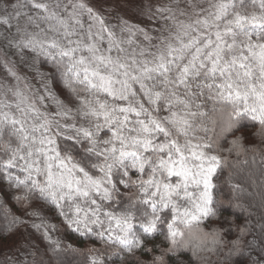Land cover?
Returning a JSON list of instances; mask_svg holds the SVG:
<instances>
[{
    "label": "trees",
    "instance_id": "obj_1",
    "mask_svg": "<svg viewBox=\"0 0 264 264\" xmlns=\"http://www.w3.org/2000/svg\"><path fill=\"white\" fill-rule=\"evenodd\" d=\"M33 3L32 0H23L21 11L29 17L30 28L35 35L32 38L39 35V30L44 37L39 38L40 42L22 39L20 48L30 54L35 63L30 73L31 79L37 83L46 106L38 109L39 113L52 120L72 123L68 117H61L57 114L64 111L71 115L81 107V100L99 99L117 106H127V101H117L104 93L89 90L85 83H80L84 77V66H77L80 74L74 77L69 72L72 61L67 57H62L59 54L60 49L49 47L52 41H56L62 49L77 48L79 45L80 50L74 53V57L85 58L90 67L95 68L96 64L91 61V54L85 50L86 45L94 43L87 42L82 35L77 41V35H75L78 31L75 27L79 28L80 23H87L85 15L87 13L81 12L76 15L70 10L72 14H75L72 15L67 11V16L73 17L76 21L71 25H67V21L61 24L59 21L63 20L62 16L57 13L49 16L48 11L42 12L33 7ZM230 3L228 19H231L232 14L235 13L245 17L264 15V7H262L264 0H230ZM110 15L112 16V14L107 15L109 19H111ZM89 18L91 19V16ZM99 26L101 27L100 23ZM91 29L92 25L88 27V30ZM66 32L68 35L65 34ZM4 33L5 30L0 35ZM105 35L100 37L104 44L100 48L97 47V54L124 63L115 51L119 42L118 37H116V43L110 45L111 51H109V39L105 38ZM238 39H243V37H238ZM251 40L253 43H264V39L257 41L255 34L252 35ZM148 43H145L146 47ZM186 62L187 59L183 61V63ZM100 71L101 74H107L108 70L100 66ZM253 72L252 81L258 84V68L254 66ZM121 78L118 75L114 76L117 80ZM219 79L217 77V82ZM202 80L203 77H200L199 80L192 82L193 86L190 90L192 93H199L198 96H192L191 111L196 112L195 105H199V111L203 113L202 116L194 117V120L205 131L210 129L211 133L217 136L219 143L226 142L225 151L231 152V159L218 173L220 179L217 187L213 189L218 209L217 222L220 226L213 231L220 241V246L214 254L209 253L206 259L208 264H264V156L260 152V143H246L242 137L233 136L237 124L243 119L254 123L257 140H264V125H261L258 119L252 121L254 113L244 116L241 112L240 116L233 114V124L229 127L225 121L224 112L225 110L230 111L232 104L222 102L217 98H210V95L214 97L215 94H210L208 89H203L201 92L196 85ZM130 83L132 90L136 92V98L150 111L154 110V116L169 115L163 102L156 106L149 105L139 85L131 81ZM145 84L147 87L155 85L156 90L164 91L163 85L156 81H145ZM114 87L119 88L120 85L115 84ZM177 91L181 98H185L183 87ZM16 105L11 102L0 103V264H138L137 257L152 259L142 249H134L133 253H129L125 245L109 240V232L105 231L107 222L103 225H91V231L82 226L77 229L75 225H70L62 215V208L57 207L51 197L41 195L38 189L31 187V181L26 179L28 173L22 167L26 162L20 159L25 155L24 149L21 148V141L29 133L19 132L18 129L30 124L35 113L29 111L31 107L24 106L23 108L20 104L19 107ZM177 107L182 108L179 105ZM5 115L7 120H5ZM13 119L21 123L14 125L11 123ZM76 119L79 126L81 122L78 117ZM130 119L134 121L135 117L130 115ZM141 119L147 118L142 116ZM203 134L201 132V135ZM34 135L39 136V133ZM44 135L47 137L48 133ZM110 135L107 129L101 132L104 138ZM230 136L232 138L227 139ZM54 138L58 145L62 142L72 143V141H65L63 137ZM51 147L52 145H48L45 150ZM17 152L19 155H16L14 165L10 168L6 167L7 161L12 159L13 154ZM213 180H216V176ZM21 181L23 183H20ZM118 186L122 191L124 190L122 185ZM88 211L91 212L90 209ZM165 215L170 223L172 214L166 211ZM101 219H103L102 215ZM206 220L207 218L205 222ZM112 229L115 235L114 222ZM137 231L142 232L140 229ZM101 232L103 235H100ZM165 234L168 235L166 225L157 222V231L151 236L143 234L142 240L159 243L160 248L154 251L157 255H162L168 264H175L178 256L186 260L191 259L195 264V259L189 251L173 249L167 253L163 252L164 248L172 249V240L169 237L165 239Z\"/></svg>",
    "mask_w": 264,
    "mask_h": 264
},
{
    "label": "snow or ice",
    "instance_id": "obj_2",
    "mask_svg": "<svg viewBox=\"0 0 264 264\" xmlns=\"http://www.w3.org/2000/svg\"><path fill=\"white\" fill-rule=\"evenodd\" d=\"M33 7L40 9L42 12H47V5L43 3H33ZM83 8L84 5H79ZM215 11L211 12L204 19L198 20L197 23L205 30L215 29L214 32L209 34V37L203 41L199 37H192L186 42L184 37L189 36L187 29L191 28V25L183 26L184 31L181 35L177 36L178 46L168 43L164 49L153 57L151 61H141L140 66H137L135 60L132 61V66L127 63H121L118 60H113L111 57L98 55L97 46L95 44H88L85 46V50L91 54V61L96 64L95 68H91L85 58H75L74 53L80 50V46L77 48L62 49L56 41L49 43L50 48L60 49L59 54L62 57L69 58L72 61L69 72L74 77H78L80 72L77 66H84V77L80 83H85L89 90H95L96 92L104 93L108 97L114 98L117 101H127V106H117L110 104L107 101H101L99 99H86L81 100V111L84 115L92 120L98 121L95 128L96 131L103 127L111 128V136L113 140L119 139L121 148L119 150V158L131 156L135 160V164L141 169L144 167V163L136 151H126L128 147V141L125 140L121 134V130L133 122L130 119V115L135 117V124L138 126L139 135L134 137L131 141L133 147L136 144H140L141 147L147 151L151 150L153 134L159 133L167 135V130L162 123L152 117L149 108H146L139 99L136 98V92L132 90L131 82L139 85L140 90L143 92L144 98L148 101L149 105L156 106L158 103L163 102L164 105L171 109L176 105L182 106L186 110H190L191 103L185 98H181L177 93L178 89L183 87L185 93L189 96L192 95L190 91L192 88V82L199 80L203 77L196 86L201 89H208L209 93H214L215 98L222 102L231 103L237 106L236 115H240L239 104L243 102L244 111L254 113V118L258 119L261 124H264V43H253L251 37L256 35L257 41L264 39V15L245 17L239 13L232 14V18L228 19L230 15L231 3L230 0H218L213 5ZM264 7V4H262ZM91 14V9H88ZM55 18V17H50ZM7 22L6 20L4 21ZM79 21H77L78 23ZM63 24V21H59ZM101 27L103 21H99ZM103 31H107L103 29ZM196 31V29H192ZM68 35V33H65ZM111 35V34H110ZM214 35L215 39H211ZM243 37V39H238ZM147 39V37H145ZM118 47V45H117ZM111 51V47L109 48ZM190 57V58H189ZM187 59L186 63L183 61ZM179 62V63H178ZM100 66L107 69V74H101ZM259 70V84L260 91L256 90V86L250 83L254 75L253 67ZM120 76L121 79H114V76ZM219 77V82H217ZM145 81H156L163 85L164 91L156 90L155 85L153 87H147ZM247 83V90L241 91V86ZM115 84H119L120 87H114ZM257 102V106H249V96ZM210 98H213L210 95ZM29 111L35 113L37 117L42 114L35 109L30 108ZM59 115L66 117L67 112L61 111ZM187 115L195 116L194 112L187 111L185 115H180L176 111H171L168 123L173 125L177 131L186 132L190 127V122L186 118ZM203 115V113H201ZM144 116L147 119H141ZM5 120L7 116L5 115ZM102 121V123L100 122ZM12 124L21 123L13 119ZM50 121L44 118L38 126H34V131L44 129L47 131V125ZM19 132H25V128L22 126L18 129ZM80 135L92 140L94 133L91 128H83L79 130ZM23 139H27L25 135ZM40 143L43 147V151L47 156L48 151H53L52 148L45 150L46 146L55 143L54 139L49 137H42ZM107 144L108 141H105ZM168 145H160L159 150L164 151ZM171 147L177 153L179 159L168 161H160V166L166 168L169 176H179L185 181L191 175V167L185 163V157L183 156L181 149L176 146L175 142ZM190 159H196L201 161L197 175L202 176L205 191L201 193L199 202H194L192 209L178 210L174 204H172L173 215L172 220L168 223V237L175 243V237L179 235L175 225L179 223L185 226L197 223L201 216H207L211 209L207 207L211 203V176L215 172L216 166L219 161L216 157H205L204 153L199 150L198 145H189ZM117 149L113 146L109 149L110 153L115 154ZM31 155V153H29ZM16 154H13V158L9 159L6 163V167H12L15 163ZM20 159H24L23 156ZM59 167L66 168V165L61 161ZM31 167V165H29ZM109 167H111L109 165ZM199 182V181H196ZM20 183H23L21 181ZM49 186L53 183L64 184V178L61 177L58 180L52 178L49 171ZM145 183L152 184V180H148ZM79 181H77V185ZM85 184L92 188V190L99 192L101 190V182L99 180H93L90 177L85 176ZM70 191H75L81 196H87V187L81 190L78 186L73 188L71 181L66 185ZM185 188L187 184L185 183ZM176 187H179L177 185ZM161 188V201L162 207L167 208L171 203V197L174 195L176 189L171 185L156 184L157 191ZM43 192L44 189H41ZM53 202L55 201V193L51 194ZM109 193L105 190L104 196L107 197ZM156 195V192L153 193ZM148 203V201H145ZM57 207H60L59 203H56ZM152 211H156V204L152 203ZM79 212V209L76 210ZM118 228L122 227L123 231L127 233L130 225L126 221H122L117 218L115 220ZM156 228V219L149 220L143 227L145 233H151ZM122 245L128 246L131 241L124 238H120Z\"/></svg>",
    "mask_w": 264,
    "mask_h": 264
},
{
    "label": "clouds",
    "instance_id": "obj_3",
    "mask_svg": "<svg viewBox=\"0 0 264 264\" xmlns=\"http://www.w3.org/2000/svg\"><path fill=\"white\" fill-rule=\"evenodd\" d=\"M260 82L259 80L257 84L252 80L250 81L251 84L256 86L257 91H260ZM247 83L246 81L241 86V91L247 90ZM193 95L198 96L199 93H192L191 96L184 93L185 99L191 105L193 104ZM248 103L249 106L256 105L258 110L257 102L251 95ZM5 106L8 105L5 104ZM177 106L171 109L167 108L166 111L169 113L167 116L163 114L154 116V110L151 111L152 117L158 119L167 130V135L156 133L151 136V150L145 151L140 144H136L133 147L131 141L139 135L138 126L134 121L121 130V134L129 142L126 151L134 150L138 153L144 163L142 169L135 164V160L131 156L119 158V150L121 148L119 139L113 140L111 135L107 138L101 136L103 130L107 129L111 133L112 129L103 127L97 132L95 125L98 121L84 115L81 108L76 109L71 115L67 112L66 117L71 119L72 123L47 118L50 123L47 125L46 132L44 129L33 130L34 126L39 125L36 121L46 118L42 115L39 117L35 115L33 121L25 127V131L29 133L27 139L21 141V148L25 151L23 157L26 162L22 167L28 173L26 179L31 181L32 188L38 189L41 195L51 197L52 201L53 197L51 194L55 193V201L59 203L62 208V215L70 225H75L77 229L82 226L84 229L91 231V225H103L107 222L105 231L109 232V240L120 243V238H124L131 241V244L126 246L129 253H133L134 249H142L143 252L148 253L152 257V259H140L137 257L138 264H168L162 255H157L154 251V249L160 248V244L142 240V235L151 236L152 233L156 232L157 222L167 227L168 217L165 212L168 211L173 215L172 204L178 210H184L192 209L193 203L199 202L201 193L205 191L203 178L197 175L201 161L190 159L191 153L189 149V145H198L199 150L204 153L205 157L214 156L219 161L210 180L212 186L211 203L207 207L211 211L207 216H201L199 222L188 226L178 221L175 227L180 234L175 237V243L172 242V249L164 248L162 251L165 253L173 249L189 251L195 259V264H208L207 255L209 253L214 254L217 247L220 246V241L213 231L220 227L217 222L218 209L213 189L217 187L220 179L218 173L223 170L224 165L231 159V152L225 151L226 142L219 143L217 136L212 134L210 129L205 131L200 124L195 122L194 117L202 113L199 111V105H195L197 109L194 112L195 116L187 115L186 117L190 122V127L186 132L177 131L173 125L168 123L171 111H176L180 115H185L187 111H191V108L186 110ZM16 107H19V104ZM236 111L237 106L232 105L230 111L225 110L224 112V118L229 127L233 124L232 117L233 114L236 115ZM239 111L240 113L243 112L244 116L251 113L245 112L244 105L241 106V103L239 104ZM77 117L81 122L79 126ZM255 120L253 115L252 121ZM83 128L92 129L94 133L92 140L80 135L79 130ZM201 132L204 134L201 135ZM36 133H39V136L34 135ZM45 133H48L47 137L55 141L51 147L53 151L47 153V156L40 143L41 138L45 137ZM233 136L242 137L246 143H260V152L264 156V140H257L254 123H249L242 119L237 124ZM54 137H63L65 141H72V143L62 142L58 145ZM231 138L230 136L227 139ZM105 141H108V143L106 144ZM173 142L181 149L185 157V163L191 167V175L186 181L179 176H169L166 168L160 166V161H168L170 158L173 160L179 159L177 153L171 147ZM160 145H168V147L164 151H160ZM113 146L117 149L115 154L109 152V149ZM15 154L19 155L18 152ZM61 161L66 165V168L58 166ZM49 171L54 180L63 177L64 184L53 183L49 186ZM85 176L93 180H99L101 182V190L97 192L86 186ZM214 176H216L215 181L213 180ZM148 180H152V184L145 183ZM69 181H71L73 188L78 186L81 190H84L87 187V196H81L75 191H70L66 186ZM77 181H79L78 185ZM157 183L171 185L176 189L167 208L162 207L161 192L163 189L161 188L160 191H157ZM185 183L187 184L186 188L184 186ZM118 185H122L124 190L122 191ZM177 185L179 187H176ZM41 189H44V191L42 192ZM105 190L109 193L107 197L104 196ZM154 192H156V195H153ZM145 201H148V203H145ZM152 203L156 204L155 212L152 211ZM77 209H79V212L76 211ZM89 209L91 210L90 213ZM101 215L103 219H101ZM117 218L126 221L130 225L127 233L123 231L122 227L118 228L116 226V234L113 235L112 225ZM205 218H207L206 222ZM152 219H156V228L151 233H145L143 227ZM137 229L142 230V232L137 231ZM100 235H103V233L101 232ZM165 239H168L167 234H165ZM175 264H193V262L191 259L186 260L182 256H178Z\"/></svg>",
    "mask_w": 264,
    "mask_h": 264
},
{
    "label": "rangeland",
    "instance_id": "obj_4",
    "mask_svg": "<svg viewBox=\"0 0 264 264\" xmlns=\"http://www.w3.org/2000/svg\"><path fill=\"white\" fill-rule=\"evenodd\" d=\"M22 1L0 0V33L5 30V33L0 35V103L11 102L20 104L23 108L25 106L38 110L46 106L37 83L31 79L30 73L35 63L30 54L23 51L20 46L22 39L38 42L44 34L42 36L39 30V35L32 38L35 35L30 28L29 17L22 14ZM32 1L47 5L48 15L53 16L57 13L63 17V22L67 21V25L76 21L73 17L67 16V11L71 10L76 15L86 12L87 23H80L81 27H75L78 29L75 34L77 41L82 35L87 42L92 41L91 43L100 48L104 44L100 39L103 34H106L105 38L108 37L109 46L114 45L118 37L119 47H116L115 51L130 69L133 60L137 62V66H140L141 61H151L168 43L178 46L176 38L185 30L183 26H192L187 29L189 36L184 37L185 42L192 37H199L202 41L208 38L215 29L205 30L197 21L214 12L213 5L218 2V0ZM81 4L84 5L83 8L79 7ZM88 9H91V14ZM108 14H112L111 19L107 17ZM104 20L110 22L106 23ZM99 21H103L102 27L107 31L102 30ZM90 25L92 29L88 30ZM193 28L196 31H193ZM211 39H215L214 35ZM144 42H149L147 47Z\"/></svg>",
    "mask_w": 264,
    "mask_h": 264
}]
</instances>
